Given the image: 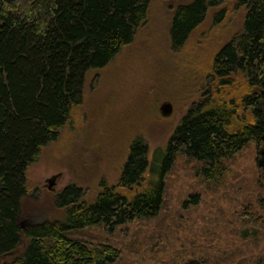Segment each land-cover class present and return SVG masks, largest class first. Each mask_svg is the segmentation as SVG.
<instances>
[{
	"label": "trees",
	"instance_id": "obj_1",
	"mask_svg": "<svg viewBox=\"0 0 264 264\" xmlns=\"http://www.w3.org/2000/svg\"><path fill=\"white\" fill-rule=\"evenodd\" d=\"M223 1L182 0L170 21L171 47L182 45L207 10ZM148 3L0 0V264L119 262L127 253L120 252L122 243L83 232L157 218L165 208L166 173L178 156L197 166L198 175L214 187L220 185L228 201L240 202L237 217L246 225L239 226L219 206L224 219L219 226L230 233L225 238L230 248L198 246L192 238L184 242L173 236L175 242L166 240L154 250L162 253L159 264H264V0H237L245 8L242 30L215 52L204 98L182 116L162 151H149L136 137L116 185H103L86 202L81 189L68 184L55 194L57 207L64 210L60 217L34 220L30 214L35 202L26 189L28 165L68 123L82 101L87 73L106 66L132 40ZM249 143L262 147L255 191L236 171L232 183L225 178ZM199 201L193 193L183 206ZM229 204L233 210L238 206ZM174 218L175 225L182 222Z\"/></svg>",
	"mask_w": 264,
	"mask_h": 264
},
{
	"label": "rangeland",
	"instance_id": "obj_2",
	"mask_svg": "<svg viewBox=\"0 0 264 264\" xmlns=\"http://www.w3.org/2000/svg\"><path fill=\"white\" fill-rule=\"evenodd\" d=\"M181 3L182 0H149L146 17L132 40L106 66L87 73L82 101L58 136L42 146L26 169L27 194L35 202L30 209L34 220H50L64 213L57 207L55 194L68 184L78 186L86 202L103 185H116L134 138L140 137L149 151L156 147L162 151L182 116L204 98L213 56L223 43L241 32L245 8L237 0L220 2L207 10L182 45L171 47L170 21ZM163 101L171 103L167 115L159 110ZM259 149L261 144L257 147L253 143L240 149L225 174L229 184L236 171L248 179L252 191L260 188ZM51 176L55 177L49 188L47 179ZM164 181L165 208L157 218L135 219L112 230L88 227L83 232L123 244L120 252L126 251V257L112 264H159L162 253L155 254L154 250L166 240L175 242L173 236L184 242L192 238L198 246L205 243L213 249L230 248L225 240L230 233L219 226L224 220L219 206L239 226L246 225L237 217L240 202L228 201L222 187H214L198 175L197 166L183 156L175 158ZM193 193L199 195L200 201L185 208L183 202ZM230 202L238 205L236 209L229 207ZM174 213L182 221L178 225L173 221ZM238 242L236 237L234 243ZM253 247L255 254L257 248Z\"/></svg>",
	"mask_w": 264,
	"mask_h": 264
},
{
	"label": "water",
	"instance_id": "obj_3",
	"mask_svg": "<svg viewBox=\"0 0 264 264\" xmlns=\"http://www.w3.org/2000/svg\"><path fill=\"white\" fill-rule=\"evenodd\" d=\"M262 93L264 94V89L262 90ZM159 110L161 112V114L163 115H167L170 113L171 111V103L169 101H163L160 106H159ZM261 138L264 139V133L261 135ZM259 153H262V149H259ZM258 166H260L262 164V159L259 158L257 161ZM55 176H51L50 178L47 179V181L49 182L48 187L51 188V184L53 183V179ZM20 225H23V220H20Z\"/></svg>",
	"mask_w": 264,
	"mask_h": 264
}]
</instances>
